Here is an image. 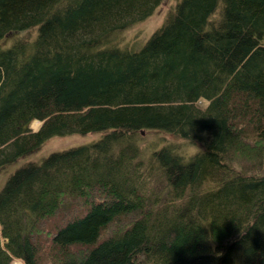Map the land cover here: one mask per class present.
Masks as SVG:
<instances>
[{
  "label": "trees",
  "instance_id": "trees-1",
  "mask_svg": "<svg viewBox=\"0 0 264 264\" xmlns=\"http://www.w3.org/2000/svg\"><path fill=\"white\" fill-rule=\"evenodd\" d=\"M162 1L0 0V173L98 133L7 176L0 264H264V0H179L143 45L116 41ZM149 132L200 147L162 138L145 171ZM157 171L171 201L147 194Z\"/></svg>",
  "mask_w": 264,
  "mask_h": 264
},
{
  "label": "rangeland",
  "instance_id": "rangeland-1",
  "mask_svg": "<svg viewBox=\"0 0 264 264\" xmlns=\"http://www.w3.org/2000/svg\"><path fill=\"white\" fill-rule=\"evenodd\" d=\"M178 1L179 0H163L155 10L153 15H151L149 18L137 23L132 27L130 26L131 28L129 27L123 30L122 32H120L119 35L116 36V41L121 45H124L125 42L126 43L128 42L130 44L137 43L139 45L142 43L141 45H143L146 42V40L149 38V36L153 33V31L158 27H160L165 22L169 10L172 9ZM15 36L16 35L13 34L7 37L4 40V43L10 44L15 38ZM198 103L199 105H205V102L203 101H199ZM40 125H41V121L39 120H34L31 123V127L34 130H37ZM95 135H98V133L55 135L50 137L43 143V145L38 150H36L35 152L29 155L23 156L18 161L4 168L0 173V187L4 185L7 176L20 165L28 161L40 160L43 156L49 154L52 151L64 150L72 146L89 143L92 141ZM162 136L159 137V135L155 134V132H149V133H145L143 139L139 141L140 149L142 150L140 158H142L145 161L144 163L146 166V168H144L145 171L148 167L147 165L149 164L147 162L149 161L148 157L151 151L153 150V148L151 147L156 142H158V144H161L162 138H165L166 141L174 140L176 141V143H179L180 149L186 155L193 153L195 150H197L200 147V143L198 141L197 143H189L183 141L182 139L174 138L173 136L165 133H163ZM248 168L253 169L254 167L250 166ZM157 173L159 172L157 171ZM168 192L170 193V187L168 186L167 182L164 181V178L160 174L154 178L152 187L150 190H148L147 194L151 196L150 198L153 202H157V200L171 201L172 196ZM69 202L76 203V205L78 204V202H75V200H71ZM175 202L177 203V200H175ZM158 206L159 205H157V208ZM140 216L141 214H137V213H132V214L129 213L121 216L120 218L115 220L112 224H110L105 229H103L102 238H106L108 236H112L120 233L121 230H124L127 227H129L130 223L134 218L137 219ZM63 219L64 217L58 218L57 216V218L52 221L51 225H49L48 223H44L43 226L44 227L48 226L51 228L53 224H55L56 222H62ZM41 238H43V240H47L45 241V244L49 243L47 234H43ZM80 250L85 251L84 248H80ZM42 253L43 254H42L41 264H53V261L51 260L52 256L50 250L46 248ZM76 253L78 254L80 252H76ZM12 264H22V261L17 259L14 260Z\"/></svg>",
  "mask_w": 264,
  "mask_h": 264
}]
</instances>
